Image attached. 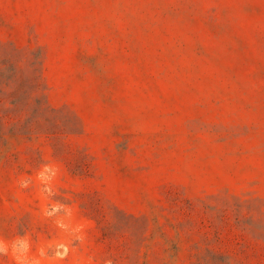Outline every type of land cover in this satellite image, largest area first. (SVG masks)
Here are the masks:
<instances>
[{"label": "rangeland", "instance_id": "rangeland-1", "mask_svg": "<svg viewBox=\"0 0 264 264\" xmlns=\"http://www.w3.org/2000/svg\"><path fill=\"white\" fill-rule=\"evenodd\" d=\"M0 264H264V0H0Z\"/></svg>", "mask_w": 264, "mask_h": 264}]
</instances>
